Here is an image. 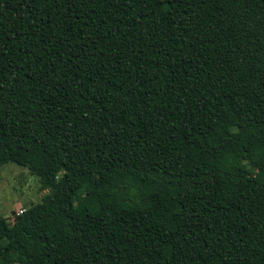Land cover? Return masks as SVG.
Returning a JSON list of instances; mask_svg holds the SVG:
<instances>
[{"label":"trees","instance_id":"obj_1","mask_svg":"<svg viewBox=\"0 0 264 264\" xmlns=\"http://www.w3.org/2000/svg\"><path fill=\"white\" fill-rule=\"evenodd\" d=\"M9 162L0 264H264V0H0Z\"/></svg>","mask_w":264,"mask_h":264},{"label":"rangeland","instance_id":"obj_2","mask_svg":"<svg viewBox=\"0 0 264 264\" xmlns=\"http://www.w3.org/2000/svg\"><path fill=\"white\" fill-rule=\"evenodd\" d=\"M49 192L50 189L42 188L39 176L31 173L28 167L13 162L0 167V215L10 223L16 213L41 202ZM169 222L175 224L171 215Z\"/></svg>","mask_w":264,"mask_h":264},{"label":"built area","instance_id":"obj_3","mask_svg":"<svg viewBox=\"0 0 264 264\" xmlns=\"http://www.w3.org/2000/svg\"><path fill=\"white\" fill-rule=\"evenodd\" d=\"M23 210H21L20 212H22Z\"/></svg>","mask_w":264,"mask_h":264}]
</instances>
